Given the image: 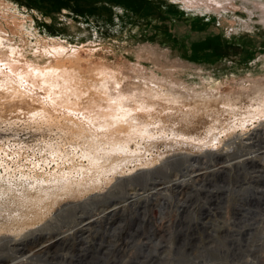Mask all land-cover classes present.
<instances>
[{
	"label": "rangeland",
	"instance_id": "obj_1",
	"mask_svg": "<svg viewBox=\"0 0 264 264\" xmlns=\"http://www.w3.org/2000/svg\"><path fill=\"white\" fill-rule=\"evenodd\" d=\"M154 94L164 100H157L156 114L146 117L150 121L149 115L165 112L170 139H148L143 145L151 146L148 156L168 157L172 167L138 177L134 170L143 164L130 161L121 169L129 182L78 216L88 217L94 205L124 199L132 184L146 188L153 179L173 177L184 163L189 172L201 173L178 191L142 196L28 264H111L116 258L122 264H264V177L249 168L228 170L210 151L209 131L220 133L218 151L250 130L244 140L264 146V129L257 126L264 116V0H0V188L10 179L51 173L58 162L68 167L69 160L62 164L68 157L87 165L81 150L89 149L94 131L127 135L132 126L140 133L143 124L119 129L108 124L105 112L118 102L154 100ZM185 95L218 97L222 104L232 102L230 111L256 108L259 117L240 125L228 112L225 120L215 116L204 125L185 126L188 113L166 112L174 104L184 106ZM180 129L190 134L184 142L171 136ZM181 153L192 155L171 160ZM222 163L225 167H218ZM3 192L0 206L10 195ZM53 206L54 212L59 205ZM65 216L53 228L79 220L70 211ZM3 239L0 264L17 254Z\"/></svg>",
	"mask_w": 264,
	"mask_h": 264
},
{
	"label": "bare ground",
	"instance_id": "obj_2",
	"mask_svg": "<svg viewBox=\"0 0 264 264\" xmlns=\"http://www.w3.org/2000/svg\"><path fill=\"white\" fill-rule=\"evenodd\" d=\"M157 93H159L160 96H163V93H160V92H157ZM154 96H155L154 100H148V99L143 98V100L137 101V100H140L137 98L136 100L137 103H134V104L128 103L126 105H122V104L119 105L118 103L120 102H118L117 104H113L111 107H108V110L105 112V116H104L106 117V119H109L108 124L109 122L112 125L115 124L117 125V128L119 129H121L120 125H126V123L143 124V130L140 129L141 132L139 133L138 127L137 129H132V126H131L129 130L131 132L130 133L127 132V135L126 133H124L125 135L118 133L116 129L115 130L108 129V131H105V133L101 132L100 134L97 131H94L91 134L92 137H91V144H90L89 149L81 150L82 151L81 156L83 158L84 157L87 158L88 160L87 165L83 163V159H80L79 161H77L75 159L68 157V159L64 158L65 160L63 159L64 161L62 162V164H64L68 160L70 161L69 163L70 166H68L69 168L65 167L67 169L63 167H59L61 164H59L60 162H58L53 172L47 173L45 175L43 174L44 176L42 175L41 177H39V176H36L35 174L31 176V174L29 175L27 173L28 175L24 174L26 176L22 175L23 177H19L16 179H10L5 184H2L3 187L0 188V193L4 194L3 191H5L8 193L7 196L9 194L10 195L8 198L5 197L6 199H4V201L6 202L4 204H2V202L4 201H1L2 205L0 206V218L2 219V222L0 223V235H1L0 237L2 240H4L3 238H6L8 244H11L17 251V254H15V256L9 258L3 264H28L29 260H31L33 256L39 255L42 253H49L50 250L54 248L56 245H60L61 243H64L65 241H67L68 239L72 237L76 238L80 231L85 232L86 230H88L89 226L92 223H97L99 221L107 219L108 217H112L118 211V209L126 207L127 204L129 205L131 203L136 202L142 196H145L146 194L147 196L148 195L150 196L153 194L159 195V193H162L163 190L165 192V189H174L178 191L179 188L182 189L184 186L187 185L188 179L193 178L194 176H197L196 174L201 173V171L191 173L189 172L190 168L188 166L189 165L188 163L187 165H185L184 163V166L183 165L180 166L178 163L179 167L177 166V170H176L177 173H175V176L170 177V175L172 174L169 172L170 178L164 179V180H157L158 178L153 179L152 182L149 181V183L151 182L150 187L148 186L146 188L138 186L137 184L136 185L132 184L133 186L132 185L130 186L128 184L130 187H128V194L127 196L125 194L126 197L124 199L115 202L117 200L116 199L115 201L111 202L108 205H104L101 208L99 204L94 205L95 209L92 207V210H91L92 213L89 214L88 217L85 218L84 214H81V216H78V213L86 211L85 207L86 208L89 207V205L93 201H96L97 203H99V201L105 198L104 196L108 194V192L110 194L111 191H114V188L119 183L129 182L128 180H126L128 179L129 174L122 173L121 169L125 165H128L130 161L137 159V161H139L140 164H143V166L134 170V171H137L135 175H137L138 177L144 176V174H146L147 176L148 174H151L157 171L158 169H161L166 164H168V162L170 161V159L167 160L168 157L167 158L161 157L160 156L161 154H158L155 156H152V155L148 156L147 153L145 152L146 150H149L151 146L148 148L147 146H145L147 144L143 145V143L148 139L152 140V139H158L160 137H162L163 139L164 138L170 139L169 137L166 136L167 132L169 131L168 127L170 126L169 125L167 127V124H169L170 122L169 123L166 122V119H168L167 118L168 115L165 112H162V114L160 115L157 114L156 117L154 116L156 114L155 110L157 109V107H160V106L156 107V105L154 104L157 102V100L163 99V98L156 97L157 94H154ZM180 99L182 100V102H184V106L182 105L179 108L176 104V106L178 107L177 108L175 107V104L170 101L172 104H174V106L168 108L169 110L166 112L170 114L172 113L173 110H178L183 113H188V115L184 116L182 120L185 123L184 124L185 126L186 125L189 126L190 123L191 124L198 123L199 125H201L203 124L202 122H206L207 118L212 117L215 119V116L219 118L222 116L223 118L221 117L220 119L225 120L228 117V112H233L234 115H236V118H239L240 125L241 123L243 125L245 121H248L253 117H256V115H258L259 117L258 113L260 112L259 109H256V108L254 109V107H253L254 111L251 110L249 111V113L242 112L243 110L242 111L236 110L235 108H234L235 111H230L228 110V108H229V105L232 104V102L231 104H227V105L225 104V102H223L222 104L221 100L215 96L205 97V96L199 95L197 98L191 99L188 97V95H185ZM54 101H51V102H54ZM149 104L151 106H148ZM260 106L258 107L260 108ZM238 107L239 106H236V108ZM262 109H263L262 112H264V108ZM69 111H67L68 115L70 114ZM72 111L75 112V110H72ZM149 112H154L153 116L156 118L155 121L151 120L155 118L150 117V115H149V118H151L150 121L146 117V114ZM70 117L72 116L70 115ZM89 118L90 117H88V120ZM219 118H217V121L219 120ZM143 121H146V122L144 123ZM258 122L259 124L257 126H261L262 129H264V116L260 117V121ZM225 123L228 124L229 126L233 125L232 121L226 120ZM99 124H101V122ZM103 125H105L104 127H106V124H103ZM159 129H160V132L158 131ZM206 130L208 131V129ZM211 130L213 129L211 128ZM211 130L209 131L211 132L210 135H212L211 141H213L212 142L213 145L210 148V151L217 159H222L221 162H224L225 165H227L226 167L228 168V170L232 168H235V170H239V169L244 170V168L245 169L249 168L251 169V172L256 173L258 176L264 177V146L253 147L252 145H254V143L249 144V142L251 141L248 142L244 140L245 137L250 135L251 130L236 135L233 138V141L227 142L226 145L220 148V151L216 149L217 148L216 142L218 141L220 137L219 135L220 133L219 131L212 132ZM17 131H18V128H17ZM197 134H195V136ZM187 135L188 136L185 135V129L183 130L180 129V131L177 130L176 133L175 132L171 133V136L173 139L175 137L176 138L179 137L177 139H180V141H183L184 139H188V137H190V134H187ZM197 136H200V135H197ZM201 136L199 138L203 139V136L202 137ZM137 137H139V139H137ZM251 137L254 138V136L252 135ZM153 143H156V141H154ZM133 144L135 147H133ZM243 144L245 145V147H247L246 149H240V147ZM243 150L245 151L242 153ZM73 155H76V154H73ZM189 155H192V154H182V153L175 154L172 156L171 160L177 161V159H187ZM146 156L148 157L146 158ZM200 157H201L200 155L198 154L196 155V159L198 161ZM154 159H158L159 162L153 163L152 161ZM146 163L148 164L146 165ZM224 163H222V165H218V167L220 168L225 167ZM168 165H169L168 168H170L171 166L170 163ZM41 172H43V170ZM167 173H168V170H167ZM106 176L109 177V180H107ZM110 179H113L112 181L114 180L115 181L111 185H108L110 183ZM139 181L140 180H138V182ZM104 183H107L106 186H104L105 189H103L102 191H98L99 188L103 187L102 185ZM143 184L146 185L145 183ZM126 192H127V189H126ZM55 204L56 205L58 204L59 206L53 212L52 209L54 208L53 205ZM49 206L50 208L52 206L53 207L50 209ZM67 211L68 212L70 211L71 215L73 214L74 219L76 217H79V220L78 221L76 220L77 222L75 221V223H67L68 222L67 221L61 227L62 229H59L57 227L53 228V225L56 224L57 220L58 219L61 220V218L65 216ZM36 221H39V222L36 223ZM160 222L161 224H158L159 227L162 226L163 220H160ZM8 230L12 231L13 234L15 232L16 233L14 235L12 234L10 235L8 232H6ZM5 232L8 233V235H3ZM52 253L53 252H51V254ZM116 259L111 264H122V263L117 262L118 260ZM35 264H38V263L35 262Z\"/></svg>",
	"mask_w": 264,
	"mask_h": 264
}]
</instances>
